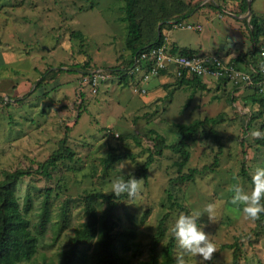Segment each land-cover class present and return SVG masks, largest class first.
<instances>
[{"label":"rangeland","instance_id":"obj_1","mask_svg":"<svg viewBox=\"0 0 264 264\" xmlns=\"http://www.w3.org/2000/svg\"><path fill=\"white\" fill-rule=\"evenodd\" d=\"M251 1L250 12L242 13V17L222 11L219 15V7L203 4L183 20L195 22L194 28L173 24L164 26L162 32L176 45L197 51L215 49L225 54L231 48L236 54L245 53L251 44L244 18L248 19L251 11L264 17V0ZM219 2L233 11L239 9L237 0ZM123 6V0H0V178L14 167L36 169L64 137L74 152L50 181L33 172L17 184L20 203L28 189L33 195V208L28 213L31 222L38 216L42 198L36 191L45 184L53 189L51 220L39 235L37 252L20 264L58 261L69 236L86 220L85 196L93 191L110 193L112 180L121 175L119 163L124 161L122 171L127 174L149 151L154 153V161L142 179L140 194L135 199L127 197L116 209L121 224L134 228L133 247L141 249L137 264L148 258L150 243L159 238L158 222L165 213V232L157 241L158 249L168 241L169 228L181 212L203 210L209 203L216 205L215 221H209L205 214L198 224L216 244L217 252L205 264H230L233 248L228 245L234 242L240 248L239 264H264V222L247 219L241 206L231 204L233 193L229 190L238 182L250 192L251 183L242 168L252 176L256 167H264V147L250 135L253 130L264 131V107L249 97L254 91L264 97V82L239 88L233 85V92L243 90L232 94L230 82L224 89L212 84L208 90L191 82L178 84L179 77L161 74L139 83L145 93L134 92L138 74L131 77L126 73L128 81L119 80L127 67L122 55L128 54ZM75 30L83 33L82 40L72 33ZM49 66L57 72L59 67L63 70L32 90ZM104 67L111 79L102 81L92 92L83 80L84 73ZM5 96H21L23 101L2 106ZM221 114L223 120L214 124L220 143L204 135L203 130L210 128L207 123L188 142L190 157L183 171L197 167V177L175 181V161L180 156L170 148L155 153L153 130L172 144L179 139L176 124ZM112 153L120 159L116 157L105 166L102 159ZM214 159L218 160L216 165L212 164ZM65 200L67 225L57 235L54 222ZM172 201L182 209L171 205ZM95 204L100 213L104 203L98 200ZM128 214L133 215L132 220ZM85 248L80 264H94L93 243ZM178 251L176 244V254ZM186 259L192 264L190 256Z\"/></svg>","mask_w":264,"mask_h":264},{"label":"trees","instance_id":"obj_2","mask_svg":"<svg viewBox=\"0 0 264 264\" xmlns=\"http://www.w3.org/2000/svg\"><path fill=\"white\" fill-rule=\"evenodd\" d=\"M123 1L124 13L121 16V19L126 21L127 25L125 49L128 51V54L126 57H124V55L122 56L125 61V66L127 67L132 64L133 56L139 51V49H143L147 45L167 43L170 45L172 51H179L182 54L198 52L189 47H179L172 42L170 44L166 40L162 29L164 26H173V23H182L184 24L183 26L179 24L176 25L182 27H187L186 25L190 24L191 27L194 28L195 22H184L183 20H185L194 9H199L203 4L210 2L215 8L219 7V15H223L222 12L228 13L229 15H241L247 11V0H237L239 4V9L237 11L225 7V4L222 5L219 0H203L204 2H202V0H194L191 3L186 0ZM244 21L246 22V28L249 31L251 48L245 53H240L237 56L232 57L229 61L236 66H241L247 70L253 68L255 71L251 73L253 80L252 86H256L258 82L264 81V75L258 68L260 60H258L257 53L258 46L262 42L261 37L264 35V17L258 16L251 11V15L248 19L244 18ZM200 28L201 27H198L196 29ZM72 33L75 36H80L81 40L84 37L80 30H75ZM85 64H87V62L83 65ZM127 67L122 69V76L119 78L121 82L128 81L126 73L129 75V72L127 71ZM113 68L115 71L118 70L117 67ZM35 69L37 70L38 67H35ZM44 70V73L41 72L40 77L35 81L32 90L39 87L45 79H50L52 76H55L59 70H63V68L59 67L57 69L58 72L56 69H50V66L46 67ZM46 73H48L47 76ZM216 81L227 82L225 79H217ZM177 82L178 84L191 82L195 87L201 89L205 88V83L202 78L198 76H192L190 78L182 76L177 79ZM31 92L32 91L28 93L30 94ZM260 94L261 93L254 91L249 97L254 103H258L263 108L264 97H261ZM20 101H23V97L21 96H5V99H2L1 104L2 106H7L11 103H20ZM217 117H205L204 119H194L190 123L176 124L179 139L172 144L167 143L162 134L153 130V147L155 153L162 154L164 148H170L180 156L179 159L175 161L178 173L175 181L180 183L192 181L200 172L197 167L188 168V171L184 172L183 167L186 165L190 157L188 142L195 138L202 126L206 123L209 124L210 128L205 131L203 130L204 135L208 138L217 140V142L220 143L219 140L221 137L214 129V124L219 120H223V116L221 114ZM250 122L251 120H249V123ZM255 140L258 144L264 147V139ZM73 155L74 152L66 143V137H64L60 140L59 146L53 151V153L47 159L40 162L36 169L14 167L4 171L3 177L0 178V264H20L24 261L30 260L37 252L39 235L44 233L47 223L51 220L50 197L53 190L52 187L45 184L36 191L35 194H40L42 198L40 200L38 216L35 221L31 222L28 213L33 208V195L31 194L30 189H28L24 195L23 202L20 203L16 195V187L20 179L36 172L43 174L47 181H50L53 177V173L59 170L62 162L65 159H72ZM116 157L120 159L116 154L112 153L110 156L103 158L102 161L105 166H110ZM153 161L154 153L149 151L148 155L136 164L135 169L127 172V174L131 173L137 179H145ZM217 162L218 160L214 159L212 164L216 165ZM242 174L245 175L251 183V176L246 175L244 168H242ZM127 178L128 177L125 176V179ZM168 196L171 198L170 193ZM127 197L126 194L115 196L111 192L103 193L93 191L87 194L84 199L86 220L72 235L69 236L67 247L62 250L59 260L50 261L47 264H80L87 251L85 246H88L91 243H93L92 255L94 264H137L136 255L141 249L133 247V244H135L132 240L135 235L134 228L123 225V223L121 224L120 217L116 214L117 207ZM98 200L104 203V208L100 213L95 204ZM67 202L68 201L65 200L59 207L58 219L54 222L57 235L60 234L67 225ZM262 203H264V200H262ZM173 204L182 209V205L176 201H172L171 205ZM185 213L190 212L185 210ZM144 215L145 213L143 216ZM128 216L131 220L133 219V215L128 214ZM143 218L144 217H142V219ZM165 218L166 213L158 222L159 238L162 237L165 232ZM256 221L259 224L263 223L264 213H262L260 219ZM158 239H155L150 243L148 247V258L144 260L142 264H175L176 240L169 235L168 241L161 247V249H158ZM228 246L233 248L230 264H239L240 248L238 244L234 242ZM128 250L131 251L130 255L127 254Z\"/></svg>","mask_w":264,"mask_h":264},{"label":"clouds","instance_id":"obj_3","mask_svg":"<svg viewBox=\"0 0 264 264\" xmlns=\"http://www.w3.org/2000/svg\"><path fill=\"white\" fill-rule=\"evenodd\" d=\"M171 43V42H169ZM132 77V76H131ZM100 85V84H99ZM98 90V89H97ZM250 135L255 139H264V131L253 130ZM121 175L115 177L111 182V193L115 196L126 194L130 199H135L141 192L143 180L135 178L131 173L123 174L126 164L119 163ZM125 176L128 178L125 179ZM252 189L246 191L240 183L230 186L233 193L231 204L241 206L244 216L255 222L264 213V167H256L251 176ZM207 214L209 221L216 219V205L209 203L203 210L194 209L190 213L181 212L169 228V235L175 239L179 251L175 257V264H188L186 257L192 258V264H205L212 261L214 253L217 252L216 244L209 238L198 220Z\"/></svg>","mask_w":264,"mask_h":264},{"label":"built area","instance_id":"obj_4","mask_svg":"<svg viewBox=\"0 0 264 264\" xmlns=\"http://www.w3.org/2000/svg\"><path fill=\"white\" fill-rule=\"evenodd\" d=\"M173 24L175 26L184 25L182 23ZM186 26L191 27L190 24ZM261 38L262 42L257 49L258 60H260L258 68L264 75V35ZM127 69L132 77L139 75L138 83L134 79L133 91L140 93L146 92L145 87L139 84L141 81L161 74L171 75L175 78L198 76L210 80L225 79L232 85L241 87L253 84L251 73L255 71L253 68L247 70L241 66L238 67L217 53L182 54L179 51H172L167 43L147 45L143 49H139ZM108 73L105 67L92 69L87 75L84 73L83 80L90 86L92 92H96L99 84L109 76Z\"/></svg>","mask_w":264,"mask_h":264},{"label":"crops","instance_id":"obj_5","mask_svg":"<svg viewBox=\"0 0 264 264\" xmlns=\"http://www.w3.org/2000/svg\"><path fill=\"white\" fill-rule=\"evenodd\" d=\"M238 16H240V17H242V15H238ZM186 19H189V18H186ZM165 38L167 39V40H169L170 41V39H168V37H166L165 36ZM170 42H172V41H170ZM173 44H175L174 42H172ZM176 45V44H175ZM179 47H182V46H179ZM248 50V49H247ZM246 50V51H247ZM214 52V53H218L215 49L214 50H209V51H198V52ZM231 51H233V49H231V48H228L227 50H226V53L225 54H221V53H218V54H221V56H225V57H227V59H231L232 57H235V56H237L238 54H236V53H234V51L233 52H231ZM231 52V53H230ZM243 52H245V51H243ZM232 53H234V54H232ZM246 69V68H245ZM109 77V76H108ZM106 78L104 81H105V83L107 82V80H109V78L111 77H109V78ZM111 79V78H110ZM202 80H203V82L205 83V89H208V90H210V88H211V85L213 84V85H215V87H216V89H224V87L229 83V82H217L216 80H214V81H210V79L209 78H202ZM211 82V83H210ZM232 87V89H230V92H232V94L233 93H235V94H238V92H240V91H242L243 89H240L239 91H234L233 92V90L234 89H236V88H234V86L233 85H231ZM236 87V86H235ZM237 88H239V87H237ZM229 92V93H230ZM230 95V96H233V95Z\"/></svg>","mask_w":264,"mask_h":264},{"label":"water","instance_id":"obj_6","mask_svg":"<svg viewBox=\"0 0 264 264\" xmlns=\"http://www.w3.org/2000/svg\"><path fill=\"white\" fill-rule=\"evenodd\" d=\"M250 4H251V0H248L247 1V10H249V12H250Z\"/></svg>","mask_w":264,"mask_h":264}]
</instances>
